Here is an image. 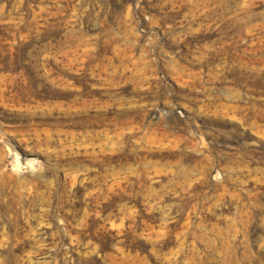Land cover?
<instances>
[{"label": "rangeland", "instance_id": "obj_1", "mask_svg": "<svg viewBox=\"0 0 264 264\" xmlns=\"http://www.w3.org/2000/svg\"><path fill=\"white\" fill-rule=\"evenodd\" d=\"M0 264H264V0H0Z\"/></svg>", "mask_w": 264, "mask_h": 264}]
</instances>
